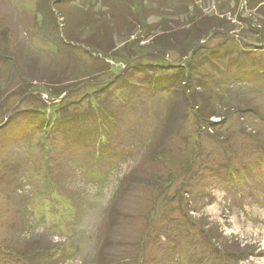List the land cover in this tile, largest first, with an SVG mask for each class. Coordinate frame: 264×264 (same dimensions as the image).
Segmentation results:
<instances>
[{"label":"rangeland","instance_id":"obj_1","mask_svg":"<svg viewBox=\"0 0 264 264\" xmlns=\"http://www.w3.org/2000/svg\"><path fill=\"white\" fill-rule=\"evenodd\" d=\"M116 1L0 0V264H264V76L251 71L264 69V0H148L176 28L191 20L178 5L198 4L226 30L183 31L186 49L193 38L202 56L225 54L222 72L190 70L193 94L149 90L141 76L110 86L137 62L193 58L182 37L154 45L157 23ZM92 11L99 35L85 27ZM195 102L220 114L214 127ZM68 114L91 133H55ZM219 247L249 257L220 263Z\"/></svg>","mask_w":264,"mask_h":264},{"label":"trees","instance_id":"obj_2","mask_svg":"<svg viewBox=\"0 0 264 264\" xmlns=\"http://www.w3.org/2000/svg\"><path fill=\"white\" fill-rule=\"evenodd\" d=\"M54 1H58L56 3L61 4V3H59V0H54ZM262 3H264V1ZM113 4H123V5L132 4V5H128V7H129L128 11L130 10L129 12L132 14L134 19L136 21H138V24H140V25L144 24V22H146V21L150 22L151 20H154V22L157 23V26L155 25L154 29H156L158 31L160 29V33L156 34L157 35V37L155 38L156 41L153 44L157 45L158 47H162L164 49L168 48V49L172 50L173 48H177V46L179 44V46H181V45L183 46L181 48V50L183 52V49L184 48L186 49L184 44L187 45L190 42V38L189 39L186 38L188 36L187 33L189 31H187L186 33H184L183 31H186V29H188V28L191 29L192 26H193V29H195L197 27L200 34H202L201 36H198V38H201L200 39L201 41L203 39L207 38L209 36V34L211 35L214 32H217V33L226 32L224 26L221 25V21H218L219 24L217 22L215 23L216 18L210 19L209 17H204L200 11L198 12V10H199L198 4H179L178 5L179 8H184L181 11V13L183 15H190L189 17L191 18L190 22H188V24H187V27H178V28L174 27V25H172L173 23L170 24L171 22H168L169 16H167V15H169L168 14L169 9L165 8L163 6V4H153L152 3L151 5H149L148 0H117ZM176 8L173 11L179 12L178 10L176 11ZM90 13L92 14L94 12L93 11L89 12V14L87 15L88 21L86 22L85 27L86 28L92 27L94 30L93 35H99V33H100L99 31H101V26H100V24H97V22H95L96 18H94L93 15H91ZM198 18H199V21H198L199 25L196 26L197 24H195V21ZM213 20H215V21H213ZM98 23H100V22H98ZM169 24L171 27H169ZM130 28H132L131 25H130ZM177 34H178V36H177ZM198 35H199V33H198ZM149 36L150 35H147L146 38H148ZM183 36H186V37H183ZM132 37H133V35L130 36V39ZM180 37H182V39ZM196 38H197V36H196ZM179 39H181L184 43H182L180 45L179 42H181V40L179 41ZM191 41L193 44V47H192L193 51L191 50L193 52V58L184 66H181L178 64H172V65L161 64L160 65L158 62L150 63V64H140L139 62H137L136 64L130 65L128 67V69L123 72V74L119 75L116 78L114 77V80L111 79L112 81L109 83L110 86L113 87V86H117V84H118V85L124 86L126 88L131 87L130 89L132 90L135 87L134 85L137 84L136 82H134L135 76H139V77L141 76L143 78H141V80H139V81L143 82V86L147 87L149 90L155 91V90L160 89V91L161 90L164 91V90H170V89L174 88V86H176V88H177L176 90L183 87L184 89H186V91L189 94L190 93L193 94L192 84H193L195 78L193 76V73L190 70L193 69L192 71L197 72L198 68H203L204 65H206V66L210 65L213 69L222 72L223 66L221 64H222L223 59H224L223 55H225V54H223L219 50H213V51L208 52L207 54H204L202 56V54L199 53V51H200L199 50V46H200L199 41L193 43V38L191 39ZM137 43H139V42H137ZM245 43H247V42H245ZM192 44L186 49V51L184 53L188 52V50L192 46ZM136 48L138 50V46ZM162 48H159V49L161 50ZM121 50H123L122 52L126 51V53H128L127 54V56H128L129 54L133 55L135 53L136 49H134L131 45H125V47L122 48ZM245 50H246V48L243 49V51H245ZM108 52H110V51H107L106 53H108ZM115 53L119 54L121 52H115ZM113 55L116 56L115 54H112V56ZM242 56H243L242 54H239L238 55L239 59H237L236 61L231 63V66L234 68V70L239 69V61H241ZM199 57H200V61H199L200 63L194 64V60H197ZM124 58H126V55ZM221 60H222V62H221ZM168 68H170V70H173L169 76L163 72V70H167ZM157 69H162V72L157 71ZM229 70H231V68H229ZM201 71H203V69ZM251 71H252V73H256L259 76H264V69H260V70L257 69L256 70V68H254V66H253V69ZM139 73H142V75H139ZM196 78L198 79V76ZM199 81H200V77H199ZM138 84H140V83H138ZM183 88H182V90H183ZM189 96H192V95H189ZM187 101H188L189 106H190V104L192 103V100H190V98H187ZM196 101H198V99ZM193 103H194V101H193ZM193 103H192V105H193ZM197 103L198 102H195L194 109L197 110L196 113H200V112L202 113L201 121L202 122L205 121L208 128H210V126L214 127L215 124H213L214 122L211 123V120L214 118L220 119V114L213 109H212V111H210L208 113L205 109V105L198 106ZM201 108H203L205 110L202 111ZM96 110L99 111L100 108H95V112H96L95 116L98 115L97 114L98 111H96ZM205 111H206V113H205ZM42 112H43V109H40L36 112V114L40 113V115H42L43 114ZM201 113H200V115H201ZM81 117H83V116H80L78 118L76 115L73 116V115L68 114L65 116V118L64 117L61 119L57 118L56 124L54 126H52V130L53 131L57 130V132H55V133L62 132L68 138H71V136L74 135L75 132L76 133L81 132L80 134L83 136L84 134L88 133V130H87V128H85L82 125V122H83V120H85V118L81 119ZM35 118L37 120H35V122H33V124L36 127H40L41 125H43L45 118L43 119V117H39L38 114L35 116ZM98 118L100 119V117H98ZM109 118L111 120L114 119L113 116H111V115L109 116ZM99 119H97V120L101 121V119L100 120ZM111 122L113 123V121H111ZM43 126H46V125H43ZM96 126L99 127L98 125H96ZM50 129H51V127H50ZM90 133L91 132H89L87 134V136ZM84 137H86V136L84 135ZM101 137H102V139H105V137H107V136L101 135ZM78 138H80V137L78 136ZM213 231L214 230H212V231L208 230L207 231L206 229H204V227L202 228V234H205L206 239H208L210 242H212V244H213L212 240L214 239V234H213L214 232ZM209 246H210V244H209ZM214 247H218V246H214ZM213 250H214V253L212 254L211 257H215L216 259L212 258V260H216V261L218 260V262H220L219 258L217 257L218 255L223 260H225V262H227L228 260H229V262H230V260H235L236 256H239L240 259L249 257L248 251L246 249H242V247H240L236 252H228L227 250H224L222 247H219V249L213 248ZM211 257L209 258V260L211 259ZM212 260L210 262H212Z\"/></svg>","mask_w":264,"mask_h":264}]
</instances>
